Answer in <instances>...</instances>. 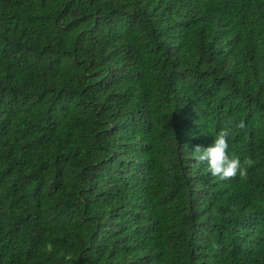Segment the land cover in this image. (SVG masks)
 I'll use <instances>...</instances> for the list:
<instances>
[{"label":"trees","instance_id":"16d2710c","mask_svg":"<svg viewBox=\"0 0 264 264\" xmlns=\"http://www.w3.org/2000/svg\"><path fill=\"white\" fill-rule=\"evenodd\" d=\"M0 264H264V0H0Z\"/></svg>","mask_w":264,"mask_h":264},{"label":"clouds","instance_id":"9594fccd","mask_svg":"<svg viewBox=\"0 0 264 264\" xmlns=\"http://www.w3.org/2000/svg\"><path fill=\"white\" fill-rule=\"evenodd\" d=\"M244 120L229 118L219 131L215 132L214 143L206 148L197 145L192 150V159L197 164L206 165L207 171L220 180L233 179L239 176L241 180L247 178L248 169L254 165L250 157L243 160L234 151H229V137L236 130L245 128Z\"/></svg>","mask_w":264,"mask_h":264}]
</instances>
